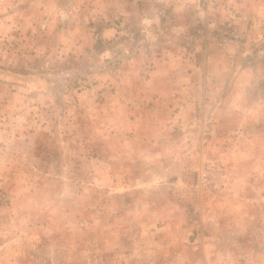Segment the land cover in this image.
I'll return each instance as SVG.
<instances>
[{"label":"rangeland","instance_id":"374dc122","mask_svg":"<svg viewBox=\"0 0 264 264\" xmlns=\"http://www.w3.org/2000/svg\"><path fill=\"white\" fill-rule=\"evenodd\" d=\"M0 264H264V0H0Z\"/></svg>","mask_w":264,"mask_h":264}]
</instances>
